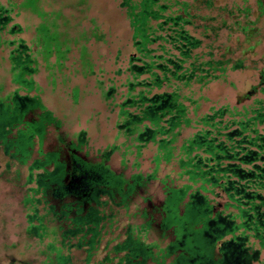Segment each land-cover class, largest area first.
<instances>
[{
	"label": "rangeland",
	"instance_id": "rangeland-1",
	"mask_svg": "<svg viewBox=\"0 0 264 264\" xmlns=\"http://www.w3.org/2000/svg\"><path fill=\"white\" fill-rule=\"evenodd\" d=\"M175 2H184L195 15L197 27L187 26L191 33L200 36L205 24L217 28L205 32L215 44L229 47L233 58L242 57L245 65L203 86L183 87L180 93L190 98L183 101L188 117L195 120L219 108L225 109L224 120L250 116L255 101L264 99L258 84L264 65V0H159L169 6L165 14L178 10ZM128 10L124 0H0V115L11 113L16 100L34 105L21 115L22 122L15 119L8 127L7 137L16 141L26 122L45 116L41 132L26 147V158L17 153V144L6 149L0 140V264H125L126 251L114 247L128 236L151 245L163 264L173 263L177 252L163 257L176 239L173 228L169 235L158 230V221L147 213L151 208L146 198L156 205L166 200L167 188L188 185L179 205V214L184 213L189 195L200 186L181 175L178 165L180 147L194 129L182 126L168 161L160 157L157 144L138 142L136 130L125 134L119 110L129 96L128 66L134 53ZM250 45L255 53L245 56ZM24 58L28 61L21 67ZM128 110L137 112L130 106ZM57 140L141 182L125 206L102 208L108 218L100 223L89 256L90 235L82 244V234L63 239L70 222L54 216L37 183L39 175L53 168L52 163L38 162H44ZM38 224L42 229L31 230ZM260 258L264 260V252ZM146 264L155 260L149 258Z\"/></svg>",
	"mask_w": 264,
	"mask_h": 264
},
{
	"label": "trees",
	"instance_id": "trees-1",
	"mask_svg": "<svg viewBox=\"0 0 264 264\" xmlns=\"http://www.w3.org/2000/svg\"><path fill=\"white\" fill-rule=\"evenodd\" d=\"M124 4L129 6L134 47L128 66L131 76L127 83L129 96L120 104L119 110L125 134L136 130L138 142L157 144L160 157L168 161L172 156L171 143L180 134L182 126L194 129L180 147L178 165L181 175H187L190 182L200 186L189 195L182 215L179 205L189 186L167 188L162 224L173 228L176 239L165 248L163 257L179 251V263L174 259L172 264H192L191 258L195 259L194 264L204 263L206 259H211L213 264H264L260 258L264 252V99L256 100L250 116L243 119L224 120L225 109L219 108L192 120L183 102L190 98L180 93L183 87L203 86L227 70L244 68V59L233 58L229 47L223 48L210 39V34L205 31L217 29L211 25L202 26L204 32L200 36L191 33L187 26L197 27L192 22L195 15L187 10L188 5L184 2H175L179 11L170 14H165L169 6L159 0H124ZM241 29L247 31L248 24ZM254 47L248 46L244 55L254 54ZM27 61L24 58L21 67ZM23 71L26 72L25 67ZM258 81L264 93V65ZM15 104L11 113L4 111L0 115V140L6 149L17 144V153L24 159L28 155L26 147L32 142L31 136L41 132L45 116H40L33 124L26 122L19 130L17 140L12 141L7 137L8 127H12L15 119L20 122L21 115L34 107L25 100H16ZM129 106L137 112H130ZM51 162L53 168L37 178L45 196L53 182L56 181L55 187H59L62 177L60 170H56V158L47 155L44 162L38 163ZM38 167L42 166L38 164ZM107 176L104 174L102 183L108 181L112 185ZM111 176L116 179L114 174ZM116 186L121 193L122 184ZM199 189L211 193L217 201L208 199ZM216 207L219 209L215 210ZM50 208L57 219L70 222L69 228L62 233L63 239L82 234L78 240L82 244L85 235H90L86 241L89 256L99 235V225L108 216L100 211L81 216L82 209L71 204H64L59 211L53 204ZM74 208L76 215L71 217ZM195 224H201V228L195 229ZM30 227L31 230L42 229L41 224ZM204 231L210 236H205ZM114 250L126 251L122 258L125 264H146L149 258L155 260V264H163L158 260L162 256L154 255L151 245L131 236L117 244Z\"/></svg>",
	"mask_w": 264,
	"mask_h": 264
},
{
	"label": "flooded vegetation",
	"instance_id": "flooded-vegetation-1",
	"mask_svg": "<svg viewBox=\"0 0 264 264\" xmlns=\"http://www.w3.org/2000/svg\"><path fill=\"white\" fill-rule=\"evenodd\" d=\"M49 155L56 158V162L58 163L56 170H60V175L62 176L59 187H55L57 185L55 181L50 184L51 188L47 189V197L55 205L57 211L64 204H71L73 206H79L82 209L80 215L83 216L86 214H94L95 212L97 214L105 207L125 206L129 201L132 191L134 189L138 190L141 186L139 178L128 179L123 174H116L109 170L107 165L88 159L70 144L61 143L58 140L53 142ZM99 166L100 168H98ZM104 174L108 175L107 177L112 181V185L108 181L105 184L104 182L102 183ZM112 174H114L116 179L111 176ZM115 184H122L121 193L117 191L118 189ZM143 200L145 199L143 198ZM146 200L148 206L151 208V210L147 209V213L152 217L153 221H158V230L163 234L166 233L169 235L170 228L162 224V219L165 217L162 206L165 201L155 205L148 198ZM74 210L75 208L71 210L69 216L73 217L76 215ZM204 235L210 236L207 231H204ZM182 238H185V234H183ZM179 244L182 245L183 241ZM177 258L178 255L175 257V262L179 263ZM201 259L204 260L205 258L201 257ZM194 260V258H191L189 262L192 263ZM204 261L201 264H213L211 259Z\"/></svg>",
	"mask_w": 264,
	"mask_h": 264
}]
</instances>
